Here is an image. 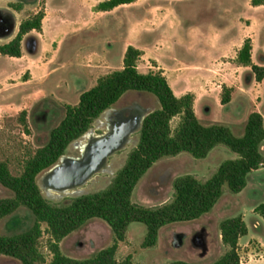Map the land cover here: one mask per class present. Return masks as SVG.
Returning <instances> with one entry per match:
<instances>
[{
    "label": "trees",
    "instance_id": "16d2710c",
    "mask_svg": "<svg viewBox=\"0 0 264 264\" xmlns=\"http://www.w3.org/2000/svg\"><path fill=\"white\" fill-rule=\"evenodd\" d=\"M135 0H107L98 5L101 10ZM264 0H252V5ZM19 10L22 5L11 4ZM44 12L23 20L12 40L0 43V54L20 57L23 37L30 31L40 30ZM142 51L129 45L124 64L98 78L96 84L82 92L75 105H66V115L52 128L47 142L37 148L26 160L20 174L14 175L7 162L0 159V184L12 192L0 197V221L26 208L33 216L32 224L21 232L0 235V254L18 259L22 264H40L44 261L40 250L42 225L46 224L52 237L50 264H137L131 257L123 262L116 259L120 241L126 238L133 222L145 224L147 232L142 245L155 246L160 229L171 223L187 222L209 213L223 196L225 186L237 194L246 186L249 174L264 164V117L258 111L249 114L245 131L237 136L224 124H203L195 111V95L191 92L178 96L162 70L142 72L138 62ZM237 61L250 66L257 81L264 79V66L253 63L252 41L247 38L238 52ZM153 94L159 107L148 112L138 130L137 145L128 153L124 165L116 172L110 184L98 191L74 197L68 203H55L48 199L38 184V176L57 164L66 154L68 146L84 136L94 121L127 92ZM222 103L230 101L229 89L224 88ZM27 111L20 113L25 121ZM179 117L173 130L171 121ZM218 145L236 153L235 158L224 160L208 179L194 174L177 176L172 181L173 196L168 202L144 206L133 202V193L143 176L159 160L187 152L195 158H205ZM255 211L264 218V203ZM105 221L113 231L114 243L93 256L75 259L65 255L60 242L80 229L91 219ZM222 242L227 251L212 264H241L239 240L248 234V225L242 215L229 217L220 223ZM170 264H194L184 260Z\"/></svg>",
    "mask_w": 264,
    "mask_h": 264
},
{
    "label": "rangeland",
    "instance_id": "374dc122",
    "mask_svg": "<svg viewBox=\"0 0 264 264\" xmlns=\"http://www.w3.org/2000/svg\"><path fill=\"white\" fill-rule=\"evenodd\" d=\"M224 1L230 8V13L225 14L217 26L222 29L226 38L240 37L244 32V27L247 28L248 32L255 34L256 39L259 37V34H264V26L259 21V17H256L249 10L252 9L250 7L252 0ZM150 2L153 3L155 0H150ZM158 2L170 11L169 17V12L168 10L166 11L168 19H173L177 15L183 17L188 23L197 22L200 26H206L212 16V12L207 6L208 0H160ZM11 4H20L22 8L17 10ZM57 5L58 2L55 1L52 7H56ZM12 9L18 12L16 18V21L19 23L17 28L18 32L19 25L23 20L32 17L38 12H44L45 0H14V2L0 0V34L6 32L7 27L12 23ZM23 9L24 11L22 13ZM258 10L260 11V9ZM239 12L242 14L240 18L237 16ZM166 34L167 39H171L172 42V38L175 36L173 27ZM153 39L151 37L147 42L152 43ZM0 43L5 42L0 40ZM165 49L166 46L164 45L162 50ZM173 50H176L178 56L184 60L189 61L193 59L189 54L180 51L178 47H173ZM151 65H153L152 62L144 64L139 70L148 72L151 70ZM9 66L8 60L0 57L1 88L4 85L3 74ZM61 80L67 82V79L64 77ZM73 83L75 86L74 90L60 89L46 96H40L41 92H37V98L32 103L20 100V98L14 101L0 100V159L8 163L14 175L20 174L23 170L25 160L37 148L47 142L52 128L57 126L65 117L66 105L77 104L80 98L79 95L96 84H93V80H85L81 83L74 81ZM169 83L174 89L175 82L172 78L169 79ZM203 85L201 84L200 86ZM5 87L9 89L8 92L13 96V86ZM190 89L188 86L184 91H189ZM236 89L234 87L232 90L229 89L230 97L233 96V92ZM252 91L254 98L263 97V103L260 108L264 112V85L258 86L252 89ZM223 92L224 89L222 90V95ZM217 96V94L212 95V98L217 100ZM133 103H137L146 109L147 113L159 107V102L153 94L129 91L113 107L106 111L129 106ZM234 103L239 105L241 109L245 103V98L235 95ZM210 105L212 106V111L210 112L205 110L203 105L197 106L198 118L203 124L220 123L226 125L225 123L227 121L232 120L233 127L231 129L233 133L237 136L244 134L247 122L246 107L243 111L239 110L242 111L240 114L237 111L239 116L236 114L235 117L236 112H234L235 110L233 108L230 111H224L220 107L218 109L213 107V103ZM250 109L252 110L253 107ZM23 110L27 111L25 121L20 116ZM106 111L94 121L92 128L87 133L93 130L97 134H102L106 130V127L103 126ZM179 122V117H175L171 121L173 130L178 126ZM84 136L71 143L65 155L73 157L80 156L81 149L76 143L82 140ZM138 140L139 136L137 131L131 136L130 142L126 147L114 153L107 160L106 169L93 175L86 184L79 187L81 190L77 192L63 193L61 191L50 190L44 184V176L48 170L42 172L38 176V184L43 194L55 203H68L74 197L107 187L116 172L124 165L128 153L137 145ZM262 150L264 151V142L262 144ZM236 156V153L224 145H218L205 158H195L187 152L180 153L176 156L165 157L157 161L140 180L133 193V202L144 206H156L168 202L173 196L172 181L177 176L194 174L199 179L206 180L216 172L224 160L235 158ZM255 175L264 188V169L259 170ZM250 183L242 195V205H239L235 194L231 193L228 187L225 186L223 196L209 213L192 221L176 222L163 226L160 229L158 242L155 246L144 247L142 245L147 232L145 224L140 222L131 223L125 240L120 241L118 244L116 251L117 261L123 262L130 256L132 261L137 264H170L176 260H184L194 264H212L228 249L222 242L220 223L226 218L238 216L241 212H246V219L252 229V234L243 240V246L240 248L242 260L244 262L250 260L254 262L264 261V218L258 216L255 211V208L259 204L264 203V191L263 189L254 188L253 180ZM10 196H12V192L0 184V197ZM32 222V214L26 208H21L13 216L0 221V235L21 232L27 229ZM42 229L43 234L40 238V250L43 253L44 261L40 264H50L53 259V253L50 250L52 237L46 224L42 225ZM255 233L260 236L258 238L260 242H258L257 238H254L255 236L253 235ZM114 239V234L110 226L105 221L95 218L88 221L80 229L66 236L60 242V247L62 252L69 257L85 259L93 256L101 249L112 245ZM0 264L22 263L16 258L0 254Z\"/></svg>",
    "mask_w": 264,
    "mask_h": 264
},
{
    "label": "crops",
    "instance_id": "0c3cea01",
    "mask_svg": "<svg viewBox=\"0 0 264 264\" xmlns=\"http://www.w3.org/2000/svg\"><path fill=\"white\" fill-rule=\"evenodd\" d=\"M55 1L58 5L52 7ZM105 1L107 0H45L41 29H34L23 37L22 55L14 57L0 54V57L8 60L10 64L3 74L4 85L0 87V100L14 101L20 98L32 103L37 98V92H41L40 96H46L60 89L74 90V81L81 83L93 80L94 84L102 75L121 69L126 50L129 45H133L142 51L138 68L152 62L151 70H162L168 82L170 78L174 80L173 90L178 96L193 93L196 113L199 105H203L209 112L212 111L210 104L213 103V107H220L224 111L233 108L235 117L236 114L239 116L245 107L247 119L253 111L260 112L264 117L260 108L263 97L255 99L252 91L264 85V79L257 81L251 67L237 61L239 50L245 40L250 38L253 63L264 66V34H259L256 39L255 34L248 32L244 27L240 37L226 38L222 29L217 26L224 15L230 13V8L224 0H208L207 6L212 16L206 26H200L197 22L188 23L177 15L168 19L170 11L159 4L160 0L153 3L150 0H135L120 4L111 10L99 9L98 5ZM250 7L251 13L259 17L264 26V4H251ZM23 11L24 9L22 13ZM12 14V23L6 32L0 34V40L3 42L12 40L17 32L18 12L12 9ZM237 16L240 18L241 12ZM172 27L175 36L171 42V39H167L166 32ZM151 37L154 38L153 42L148 43ZM164 45L166 49L162 50ZM173 47H178L193 59L188 61L180 58ZM63 77L67 82L61 80ZM201 84L204 85L200 86ZM10 85L13 86V96L5 87ZM188 86L191 89L184 91ZM224 87L231 90L233 87L237 88L227 103L221 101ZM216 94L217 100L212 98V95ZM235 95L245 98L241 109L234 103ZM229 121L225 124L231 128L233 121ZM262 153L264 155L263 150ZM262 166L249 174L247 186L235 194L239 205H242V195L251 180L254 182V188L264 191L263 185L255 175L264 169V164ZM239 215L243 216L249 230L248 234L239 240L241 248L243 240L252 234V229L246 219V212ZM253 236L260 242L258 234ZM239 253L241 256L240 249ZM241 264H264V261L244 262L241 257Z\"/></svg>",
    "mask_w": 264,
    "mask_h": 264
},
{
    "label": "bare ground",
    "instance_id": "6f19581e",
    "mask_svg": "<svg viewBox=\"0 0 264 264\" xmlns=\"http://www.w3.org/2000/svg\"><path fill=\"white\" fill-rule=\"evenodd\" d=\"M111 111H117V114ZM146 114V109L137 103L133 107L106 111L103 123L105 132L96 134L92 130L78 141L76 145L80 147L81 155L61 157L46 172L45 186L63 193L81 190L79 187L86 184L93 175L106 169L107 160L114 153L127 146L131 136L140 129Z\"/></svg>",
    "mask_w": 264,
    "mask_h": 264
},
{
    "label": "flooded vegetation",
    "instance_id": "af4514ba",
    "mask_svg": "<svg viewBox=\"0 0 264 264\" xmlns=\"http://www.w3.org/2000/svg\"><path fill=\"white\" fill-rule=\"evenodd\" d=\"M130 106H134V103L133 104H131V105H129V106H124V107H121V108H115V109H117V110H121V109H123V108H127V107H130ZM119 112V111H118ZM111 113H113V114H117V111H111ZM129 113H127V115H128ZM105 132V131H104ZM97 134V133H96Z\"/></svg>",
    "mask_w": 264,
    "mask_h": 264
},
{
    "label": "water",
    "instance_id": "95a60500",
    "mask_svg": "<svg viewBox=\"0 0 264 264\" xmlns=\"http://www.w3.org/2000/svg\"><path fill=\"white\" fill-rule=\"evenodd\" d=\"M52 167H53V166H52ZM52 167H51V168H52ZM51 168H50V169H51Z\"/></svg>",
    "mask_w": 264,
    "mask_h": 264
}]
</instances>
